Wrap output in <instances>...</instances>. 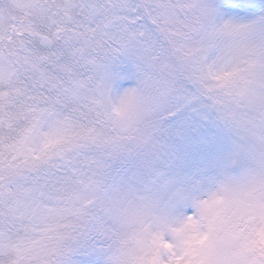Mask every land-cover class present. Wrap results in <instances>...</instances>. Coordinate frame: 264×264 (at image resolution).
I'll use <instances>...</instances> for the list:
<instances>
[{
	"label": "snow or ice",
	"instance_id": "snow-or-ice-1",
	"mask_svg": "<svg viewBox=\"0 0 264 264\" xmlns=\"http://www.w3.org/2000/svg\"><path fill=\"white\" fill-rule=\"evenodd\" d=\"M0 264H264V0H0Z\"/></svg>",
	"mask_w": 264,
	"mask_h": 264
}]
</instances>
